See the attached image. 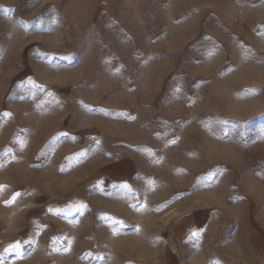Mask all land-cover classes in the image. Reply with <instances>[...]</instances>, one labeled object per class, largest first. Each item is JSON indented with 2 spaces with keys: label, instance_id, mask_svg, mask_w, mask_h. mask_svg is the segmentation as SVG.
Instances as JSON below:
<instances>
[{
  "label": "rangeland",
  "instance_id": "1",
  "mask_svg": "<svg viewBox=\"0 0 264 264\" xmlns=\"http://www.w3.org/2000/svg\"><path fill=\"white\" fill-rule=\"evenodd\" d=\"M181 262L264 264V0H0V264Z\"/></svg>",
  "mask_w": 264,
  "mask_h": 264
},
{
  "label": "crops",
  "instance_id": "2",
  "mask_svg": "<svg viewBox=\"0 0 264 264\" xmlns=\"http://www.w3.org/2000/svg\"><path fill=\"white\" fill-rule=\"evenodd\" d=\"M114 174V173H113ZM117 176H118V179L117 180H120L119 178H120V172H119V170L117 171ZM181 264H186V262H181Z\"/></svg>",
  "mask_w": 264,
  "mask_h": 264
}]
</instances>
